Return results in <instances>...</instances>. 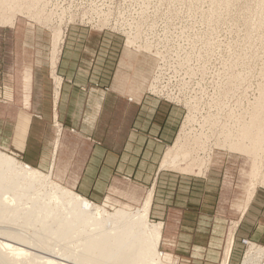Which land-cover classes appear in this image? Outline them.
Returning <instances> with one entry per match:
<instances>
[{"label":"rangeland","instance_id":"374dc122","mask_svg":"<svg viewBox=\"0 0 264 264\" xmlns=\"http://www.w3.org/2000/svg\"><path fill=\"white\" fill-rule=\"evenodd\" d=\"M84 29L104 34L106 56L126 65L123 78L140 76L150 108L172 131L91 201L110 213L135 210L151 190L148 219L161 223L159 250L172 264H241L250 243L264 248V144L257 152L250 140L264 123V0H0V87H16V32H31L42 59L54 63L65 36ZM5 118L0 129L9 128ZM170 148L176 163L163 167ZM41 237L46 246L18 264L77 252L65 236Z\"/></svg>","mask_w":264,"mask_h":264},{"label":"crops","instance_id":"0c3cea01","mask_svg":"<svg viewBox=\"0 0 264 264\" xmlns=\"http://www.w3.org/2000/svg\"><path fill=\"white\" fill-rule=\"evenodd\" d=\"M16 33L9 66L17 70L11 72L16 87H0L6 110L0 119L9 125L0 129L1 148L97 201L110 179L134 173L140 151L151 155L168 142L164 115L150 108L140 76L123 78L126 65L106 56L104 34L70 31L53 63L42 59L31 32Z\"/></svg>","mask_w":264,"mask_h":264},{"label":"bare ground","instance_id":"6f19581e","mask_svg":"<svg viewBox=\"0 0 264 264\" xmlns=\"http://www.w3.org/2000/svg\"><path fill=\"white\" fill-rule=\"evenodd\" d=\"M261 124L250 138L255 149L264 144ZM245 130L242 133L251 136ZM172 150L161 166L176 163L177 155H172L176 150ZM151 196L152 191L141 208H118L110 213L54 181L49 173L0 151V264H18L21 259L30 263L34 257L31 251L46 246L41 233L47 230L53 237L69 238L77 252L64 248L57 260L38 256L44 259L41 264H172L162 259L159 250L161 223L148 219ZM37 222L40 227L29 233ZM263 256L264 248L250 243L241 264H264Z\"/></svg>","mask_w":264,"mask_h":264}]
</instances>
